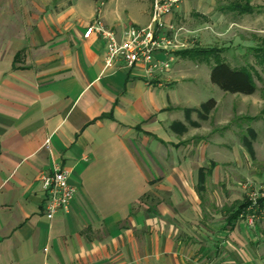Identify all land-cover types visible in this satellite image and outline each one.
Wrapping results in <instances>:
<instances>
[{"label":"crops","instance_id":"crops-1","mask_svg":"<svg viewBox=\"0 0 264 264\" xmlns=\"http://www.w3.org/2000/svg\"><path fill=\"white\" fill-rule=\"evenodd\" d=\"M150 2L0 0V264H264V215L232 218L243 184L264 183L256 149L212 138L204 103L178 99L192 61L149 82L84 37L96 18L146 26ZM55 163L77 192L48 220L40 175Z\"/></svg>","mask_w":264,"mask_h":264},{"label":"rangeland","instance_id":"rangeland-1","mask_svg":"<svg viewBox=\"0 0 264 264\" xmlns=\"http://www.w3.org/2000/svg\"><path fill=\"white\" fill-rule=\"evenodd\" d=\"M218 0H178L172 7L170 16L175 28H183L182 40L201 48L221 49V56L233 67L246 64L253 66L257 72L254 77L257 91L251 96L229 94L221 91L210 82V66L206 64L182 62L181 71L185 82L179 90L178 99L182 104L198 106L212 99L218 107L211 111L204 128L214 130L212 138L227 144L238 142L242 135L250 138L249 129L256 132L252 142L256 149V160L252 169L264 173V70L255 62L251 54H246L249 47L257 44L264 36V0H253L255 7H260V14L235 17L222 15L215 10ZM148 5L150 0H144ZM133 5V4H132ZM145 17H139L138 23L144 24ZM187 32L194 33L193 37ZM191 81H188L190 80ZM180 88V89H181ZM195 119L196 115H193ZM253 118L254 120H249ZM228 124L220 125V123ZM220 125V126H219ZM225 126V127H224ZM224 127V128H223ZM223 128V130H220ZM200 130V129H199ZM264 188V183L261 184Z\"/></svg>","mask_w":264,"mask_h":264},{"label":"built area","instance_id":"built-area-1","mask_svg":"<svg viewBox=\"0 0 264 264\" xmlns=\"http://www.w3.org/2000/svg\"><path fill=\"white\" fill-rule=\"evenodd\" d=\"M178 0H154L150 20L144 27L129 25L120 33L107 28L96 18L86 30L84 37L97 35L105 47V63L107 66L121 61L126 68L142 67L147 81L151 82L168 74L177 62L176 53L193 48V45L182 40L183 28H167L164 17L171 13ZM100 13V9L97 11ZM193 37L194 33L187 32ZM49 140L45 147L48 148ZM40 180L44 193L43 212L48 220H52L59 212H67L76 195V188L69 184V171L58 163L53 164L48 173H41ZM248 205L238 216L250 227L264 215V188H258L251 182L243 184Z\"/></svg>","mask_w":264,"mask_h":264},{"label":"trees","instance_id":"trees-1","mask_svg":"<svg viewBox=\"0 0 264 264\" xmlns=\"http://www.w3.org/2000/svg\"><path fill=\"white\" fill-rule=\"evenodd\" d=\"M253 0H221L216 6V11L223 15H233L235 17H243L247 15L260 14V7L252 4ZM222 50L217 48H199L194 47L176 53L177 56L188 59L195 63H205L210 65V82L217 86L221 91L229 94H241L251 96L257 91V85L254 77L257 76L255 68L249 64L240 67H233L226 62L221 56ZM246 54H251L255 62L264 70V36L258 39L255 46L249 47ZM216 102L212 99L208 100L197 110V114L201 119L215 109ZM264 114V110L262 111ZM249 120H254L249 118ZM250 138L242 135L241 142L249 152L252 150V142L256 139V132L249 129ZM248 205V202L240 204L232 213L233 220ZM260 205L264 206V199L260 200Z\"/></svg>","mask_w":264,"mask_h":264}]
</instances>
